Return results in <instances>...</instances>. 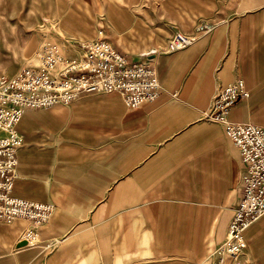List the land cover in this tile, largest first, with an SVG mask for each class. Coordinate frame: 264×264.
Listing matches in <instances>:
<instances>
[{"label": "rangeland", "instance_id": "obj_1", "mask_svg": "<svg viewBox=\"0 0 264 264\" xmlns=\"http://www.w3.org/2000/svg\"><path fill=\"white\" fill-rule=\"evenodd\" d=\"M213 3L214 0H0V79L29 65L46 44L55 43L69 50L70 42L89 41L101 34L136 60L151 62L180 54L189 47L169 53L168 42L178 32L198 37V28L203 25L214 30L207 12ZM194 119L202 125L189 129ZM73 122L78 124L70 128ZM18 130L24 142L19 150L17 183H26L35 198L38 181L43 179L38 174L40 169L43 174L45 167H51L48 181L54 180V170L62 166L68 175L70 162L75 165V160L78 164L91 160L86 149L109 147L128 152L136 148L144 154L157 147H173L187 153L161 157L160 169L165 171L164 176H170L172 161L182 162L184 172L189 167V186H152L157 183L154 175L160 171L154 167L142 175V184H152L140 189L143 206L151 215L162 200L168 207L188 206L191 263L233 264L220 253L227 237L219 244L217 241L226 231L240 198L244 177L241 162L223 125L186 106L175 93L164 89L154 102L136 109L127 108L110 94H83L66 106L27 111ZM96 132L100 133L95 135ZM175 133L178 137L171 144L167 139ZM4 134L0 128V137ZM204 161L206 177L202 171ZM132 193L131 189L127 198ZM201 213L206 218L203 224L197 219ZM42 227L35 229L31 245L40 243ZM30 228L27 221L0 223V244H8L16 252V241L25 240ZM11 230H17L14 237L5 239ZM241 261L264 264V230L256 236L253 248L247 245Z\"/></svg>", "mask_w": 264, "mask_h": 264}, {"label": "crops", "instance_id": "obj_2", "mask_svg": "<svg viewBox=\"0 0 264 264\" xmlns=\"http://www.w3.org/2000/svg\"><path fill=\"white\" fill-rule=\"evenodd\" d=\"M207 12L214 24L212 32L198 34L197 42L180 54L151 60L162 87L205 115L221 89L243 81L249 96L231 109L230 120L264 127V0H214ZM110 95L125 106L119 95ZM198 122H189V129L202 125ZM74 124L78 122L71 123L70 128ZM177 137L175 133L167 140L172 144ZM235 148L244 175L245 165ZM86 151L91 160L82 164L75 160V165L70 162L68 175L64 166L56 168L53 181L46 179L50 166L43 174L40 169L38 174L43 179L37 184V198L30 195L26 183L16 181V196L53 203L56 210L51 221L40 229V243L18 247L20 242L16 241V252L8 244H0V264H192L189 207H168L162 200L151 215L143 206L140 190L152 185L141 182L142 175L154 167L160 171L154 175L157 183L152 186L188 187L189 167L184 172L182 162L172 161L170 176H164L165 171L160 169L161 157L187 153L173 147H157L144 154L136 148L128 152L109 147ZM202 171L206 177L205 161ZM131 189L134 194L127 198ZM242 196L241 190L239 201ZM236 207L217 244L227 237ZM197 217L198 223L205 222V214ZM13 230L5 239L14 237L17 230ZM261 230L264 216L246 231L248 247L253 248Z\"/></svg>", "mask_w": 264, "mask_h": 264}, {"label": "built area", "instance_id": "obj_3", "mask_svg": "<svg viewBox=\"0 0 264 264\" xmlns=\"http://www.w3.org/2000/svg\"><path fill=\"white\" fill-rule=\"evenodd\" d=\"M199 33L213 31L210 25ZM197 37L176 33L167 44L174 53L193 45ZM67 50L55 43L41 47L34 60L16 74L0 79V223L30 222L25 240L31 244L35 229L47 224L56 207L16 196L19 178V150L23 138L18 125L29 110L66 106L83 94H117L125 106L136 109L154 102L163 92L155 65L149 61H132L104 35L78 43ZM249 96L243 81L221 89L207 119L220 122L227 136L239 149L245 165L243 196L230 222L228 236L220 253L233 264H245L241 258L247 248L246 231L264 216V127L253 123H236L229 114L235 104Z\"/></svg>", "mask_w": 264, "mask_h": 264}, {"label": "water", "instance_id": "obj_4", "mask_svg": "<svg viewBox=\"0 0 264 264\" xmlns=\"http://www.w3.org/2000/svg\"><path fill=\"white\" fill-rule=\"evenodd\" d=\"M27 245H28V242L26 240H23L17 246L18 247H24V246H27Z\"/></svg>", "mask_w": 264, "mask_h": 264}]
</instances>
